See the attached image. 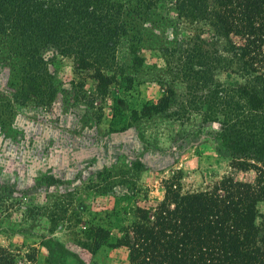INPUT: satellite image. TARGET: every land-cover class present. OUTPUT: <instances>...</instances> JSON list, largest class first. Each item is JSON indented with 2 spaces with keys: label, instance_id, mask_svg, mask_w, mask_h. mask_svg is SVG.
I'll return each instance as SVG.
<instances>
[{
  "label": "trees",
  "instance_id": "16d2710c",
  "mask_svg": "<svg viewBox=\"0 0 264 264\" xmlns=\"http://www.w3.org/2000/svg\"><path fill=\"white\" fill-rule=\"evenodd\" d=\"M162 26L172 31L171 50L178 53L173 68L200 88L199 108L216 117L214 136L228 153L229 170L185 189L174 169L162 180V199L146 204L142 194L143 204L124 206V234L115 244L124 245L127 264H264L258 207L264 203V0H0V64L16 78L13 97L20 102L52 109L89 92L85 104L92 105L120 76L130 81L119 68L120 49L124 67L141 65V51L159 41ZM59 57L72 58L74 68L60 90L50 69ZM219 74L239 80L223 87ZM160 88L156 101H144L133 116L149 118L174 105V91ZM178 109L177 116L191 111ZM124 197L135 194L127 190ZM108 232L95 228L96 243ZM16 259L0 246V264Z\"/></svg>",
  "mask_w": 264,
  "mask_h": 264
},
{
  "label": "rangeland",
  "instance_id": "374dc122",
  "mask_svg": "<svg viewBox=\"0 0 264 264\" xmlns=\"http://www.w3.org/2000/svg\"><path fill=\"white\" fill-rule=\"evenodd\" d=\"M160 29L159 41L141 51V65L124 67L120 49L119 68L131 79L120 76L92 105L85 104L89 92L52 109L20 102L13 97L16 78L0 64V246L17 255L16 264H127V250L115 244L124 234L125 205L143 204L142 194L146 204L162 199V180L174 169L185 189L229 170L228 153L214 136L216 117L199 108L200 88L173 68L172 31ZM50 69L58 90L74 77L70 57ZM217 79L223 87L239 80ZM160 87L174 91V105L149 118L133 116L144 101H156ZM86 89L92 94V86ZM186 105L191 111L177 116ZM127 190L135 197L125 198ZM258 207L264 212V203ZM99 226L109 232L97 244Z\"/></svg>",
  "mask_w": 264,
  "mask_h": 264
}]
</instances>
